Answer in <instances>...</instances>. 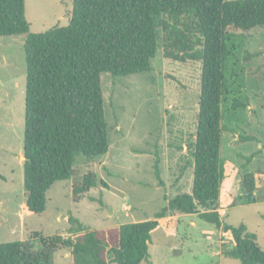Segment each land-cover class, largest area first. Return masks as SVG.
Masks as SVG:
<instances>
[{
	"label": "trees",
	"instance_id": "1",
	"mask_svg": "<svg viewBox=\"0 0 264 264\" xmlns=\"http://www.w3.org/2000/svg\"><path fill=\"white\" fill-rule=\"evenodd\" d=\"M24 6L25 0H0V36L27 33L22 140L26 208L44 211L47 189L57 180L72 179L77 154L91 159L107 153L100 74L150 71L159 40L164 57L200 65L195 137L189 144L192 183L190 192L167 198L152 219L98 229L69 216L74 226L66 237L40 236L38 247L29 239L1 242L0 264H53L60 247L69 249L72 264H140L149 260L151 232L159 218L174 213L197 214L222 226L234 241L226 256L240 264H264L255 234L243 225L222 223L217 210L226 176L223 105L236 111L249 104L239 88V57L252 53L244 48L243 32L230 28L263 27L264 0H72L67 24L42 32L29 31ZM96 184L94 174L87 172L72 183V192L80 195ZM255 189L253 175L244 174L239 199L264 201V187L260 195Z\"/></svg>",
	"mask_w": 264,
	"mask_h": 264
},
{
	"label": "rangeland",
	"instance_id": "2",
	"mask_svg": "<svg viewBox=\"0 0 264 264\" xmlns=\"http://www.w3.org/2000/svg\"><path fill=\"white\" fill-rule=\"evenodd\" d=\"M24 7L29 31L42 32L67 24L72 0H25ZM230 30L243 32L244 48L252 53L243 58L241 52L239 57V88L249 104L236 111L226 108L229 103L223 105L222 122L228 130L222 133L221 156L226 176L217 210L222 223L243 225L264 250V201L244 203L238 197L246 173L253 175L256 195L264 187V26ZM26 36H0V243L29 239L38 247L40 236L66 237L74 226L69 216L98 229L152 219L167 198L190 192L189 144L195 137L200 65L164 57L159 40L150 71L100 74L107 153L91 159L77 154L72 179L57 180L47 189L44 211H27L21 158ZM87 172L97 184L74 195L72 183ZM233 244L222 226L197 214L174 213L159 218L151 232L149 260L140 264H240L225 255ZM53 264H72L69 249L58 248Z\"/></svg>",
	"mask_w": 264,
	"mask_h": 264
},
{
	"label": "crops",
	"instance_id": "3",
	"mask_svg": "<svg viewBox=\"0 0 264 264\" xmlns=\"http://www.w3.org/2000/svg\"><path fill=\"white\" fill-rule=\"evenodd\" d=\"M21 158H22V154H21ZM24 205H25V203H24ZM26 207V206H25ZM27 209V208H26ZM27 211H29L28 209H27ZM31 213V212H30Z\"/></svg>",
	"mask_w": 264,
	"mask_h": 264
},
{
	"label": "water",
	"instance_id": "4",
	"mask_svg": "<svg viewBox=\"0 0 264 264\" xmlns=\"http://www.w3.org/2000/svg\"><path fill=\"white\" fill-rule=\"evenodd\" d=\"M24 159V156L22 155V160ZM231 247H232V245H231Z\"/></svg>",
	"mask_w": 264,
	"mask_h": 264
}]
</instances>
